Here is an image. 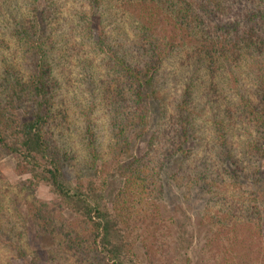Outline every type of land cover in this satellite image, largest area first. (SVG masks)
Wrapping results in <instances>:
<instances>
[{
    "label": "trees",
    "instance_id": "trees-1",
    "mask_svg": "<svg viewBox=\"0 0 264 264\" xmlns=\"http://www.w3.org/2000/svg\"><path fill=\"white\" fill-rule=\"evenodd\" d=\"M4 49L0 149L29 190L48 187L82 222L54 240L55 257L142 264L133 220L173 163L174 179L212 202L207 263L264 264V0H0ZM80 96L90 106L76 118ZM97 107L111 117L103 177ZM72 160L100 183H70ZM111 177L122 187L107 203ZM36 211L38 228H56L45 204Z\"/></svg>",
    "mask_w": 264,
    "mask_h": 264
},
{
    "label": "rangeland",
    "instance_id": "rangeland-1",
    "mask_svg": "<svg viewBox=\"0 0 264 264\" xmlns=\"http://www.w3.org/2000/svg\"><path fill=\"white\" fill-rule=\"evenodd\" d=\"M4 50L3 56L0 54V60L2 57L11 56L13 51ZM86 98L88 97L80 96L78 106L71 103L73 105L71 109L77 113L74 117L83 115V109L88 111L90 105L85 103ZM93 110L95 111L91 119L100 138V152L105 163L98 176L103 177L109 171L111 162L109 153L112 139L111 117L106 107H97ZM155 129L154 125L151 134ZM68 140L77 148V152L82 149L80 140L75 135ZM160 148L164 150L165 147L161 144ZM146 151L145 143L136 144L133 153L142 157ZM84 155L81 150L80 156L83 157L80 159H83ZM158 158L155 153L152 160L156 162ZM18 164L17 156L8 155L0 149V264H80L77 258L72 259L69 254L61 258L58 251L57 257L51 251L57 249V246L53 247L54 242H57L56 238L67 240L70 236V227L80 226L81 219L62 205L48 187L39 186L35 190H29L27 182L30 176L21 175L17 169ZM67 167V178L73 185L79 182L87 184L91 177L97 178V183L101 181L95 176L94 171L88 173L85 169V180L81 181L82 178L77 173L82 166L75 163V160ZM177 172L176 164L171 163L160 173L161 192L149 198L147 203L150 204V208L143 206L141 210L138 209L133 220L135 235L139 241L134 253L142 264L150 261L149 257L157 264H209L203 253L206 243L215 236L211 234L213 228L207 218V207L212 202L209 196L199 189L189 188L187 185L189 183L177 182L179 180L174 179ZM108 183L105 202L110 203L122 187V181L111 177ZM42 204H45L53 217L59 221L56 228L47 232L33 223V215ZM61 222H65V228ZM146 247L150 249L148 251L150 256H146Z\"/></svg>",
    "mask_w": 264,
    "mask_h": 264
}]
</instances>
